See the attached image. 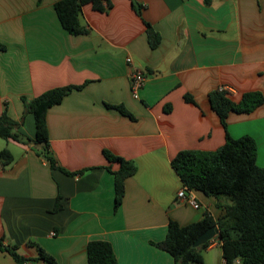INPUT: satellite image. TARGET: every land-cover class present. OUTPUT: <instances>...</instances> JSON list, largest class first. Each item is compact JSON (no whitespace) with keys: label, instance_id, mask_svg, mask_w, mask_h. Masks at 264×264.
<instances>
[{"label":"crops","instance_id":"obj_1","mask_svg":"<svg viewBox=\"0 0 264 264\" xmlns=\"http://www.w3.org/2000/svg\"><path fill=\"white\" fill-rule=\"evenodd\" d=\"M56 1L0 0V113L18 122V140L0 137L12 156L0 161V238L25 258L17 263L0 249V264H87L90 240L108 241L117 264H178L153 244L168 220L216 219L228 200L190 189L198 208L177 199L184 185L170 159L223 144L210 91L224 89L234 101L247 91L264 97V0H138L140 16L131 0H108L103 11L85 3L78 15L85 32L76 35L59 23ZM144 22L159 35L154 48ZM133 67L146 77L138 98L129 86ZM65 85L81 87L46 110L51 167L23 99ZM226 122L231 137L253 139L264 168V101L248 113L230 111ZM104 150L135 166L116 206L118 163ZM200 252L202 261L190 264L223 263L217 236Z\"/></svg>","mask_w":264,"mask_h":264},{"label":"trees","instance_id":"obj_2","mask_svg":"<svg viewBox=\"0 0 264 264\" xmlns=\"http://www.w3.org/2000/svg\"><path fill=\"white\" fill-rule=\"evenodd\" d=\"M89 3L94 10L103 11L110 6L108 0H57L53 7L59 23L68 33L76 35L85 32L80 25L78 15L81 6ZM135 12L140 16L143 5L138 0H131ZM146 34L149 46L154 48L159 42L158 33L147 23ZM81 86L65 85L50 88L30 100L23 99L25 110L33 115L34 141L41 143L39 155L43 156L51 167H57L48 149L46 110L61 102L72 89ZM186 101L194 102L189 94ZM212 110L217 114L224 129L223 144L213 151L179 150L170 159L181 183L190 190L222 197L228 200L222 205V212L216 218L206 214L203 218L185 225L169 219L165 237L153 244L165 251L178 264L201 262V249L208 246L210 240L194 247V240L208 227H217L220 240L222 264H264V168L255 163V143L248 135L233 138L227 132L226 117L230 111L251 112L264 101L260 91H247L237 101L230 98L224 89L216 88L208 93ZM121 113L131 116L122 106H115ZM18 122L9 117L6 111L0 113V137L18 140L14 129ZM109 162H117L113 174L115 206L122 199L124 179L135 172L133 163L107 150L103 151ZM10 152L0 150V161H11ZM66 174H75L59 167ZM83 170L78 171L81 173ZM59 203L56 201L55 209ZM0 249L6 250L17 263L21 257L14 245H4L0 238ZM40 258L53 263L52 257L40 250ZM87 264H117L111 244L105 240H90L86 245Z\"/></svg>","mask_w":264,"mask_h":264},{"label":"built area","instance_id":"obj_3","mask_svg":"<svg viewBox=\"0 0 264 264\" xmlns=\"http://www.w3.org/2000/svg\"><path fill=\"white\" fill-rule=\"evenodd\" d=\"M126 61L129 63L131 61L130 57H127ZM145 78L146 77L143 71H141L137 67L131 68L129 72V86L132 97L138 98L139 90L143 86ZM187 190L188 189L185 186L181 187L176 193L177 198L194 208H198L200 206L199 202L197 201L195 196L191 193H188Z\"/></svg>","mask_w":264,"mask_h":264},{"label":"water","instance_id":"obj_4","mask_svg":"<svg viewBox=\"0 0 264 264\" xmlns=\"http://www.w3.org/2000/svg\"><path fill=\"white\" fill-rule=\"evenodd\" d=\"M217 227L215 225H212L208 227L205 231H203L192 243L194 247H197L203 243H205L207 240H210L211 238L215 237L217 235Z\"/></svg>","mask_w":264,"mask_h":264},{"label":"rangeland","instance_id":"obj_5","mask_svg":"<svg viewBox=\"0 0 264 264\" xmlns=\"http://www.w3.org/2000/svg\"><path fill=\"white\" fill-rule=\"evenodd\" d=\"M1 140V139H0ZM177 193V192H176ZM176 197H177V195H176ZM178 199V198H177Z\"/></svg>","mask_w":264,"mask_h":264}]
</instances>
